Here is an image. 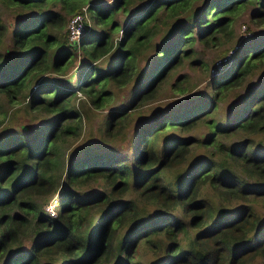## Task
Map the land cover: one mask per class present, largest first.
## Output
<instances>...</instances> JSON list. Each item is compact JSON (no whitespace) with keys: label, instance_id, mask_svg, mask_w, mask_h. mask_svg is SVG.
<instances>
[{"label":"trees","instance_id":"obj_1","mask_svg":"<svg viewBox=\"0 0 264 264\" xmlns=\"http://www.w3.org/2000/svg\"><path fill=\"white\" fill-rule=\"evenodd\" d=\"M21 1L32 11L12 30L14 55L0 53V95L9 104L25 101L43 122L0 137V264H246L264 257V222L248 202L264 201V74L225 122L215 116L224 94L264 68V36L243 38L208 80L206 94L139 120L127 154L78 153L64 171L67 187L59 190L55 216L37 203L57 187L59 140L81 133L77 92L98 107L111 99V83H131L127 105L103 118L104 134L115 137L177 66L196 62L195 42L212 46L232 33L242 1L254 6L252 22L264 26V0ZM85 6L102 27H85ZM77 13L84 29L71 42L65 17ZM117 13H125L124 23ZM163 28V42L153 44ZM113 30L121 31L116 41ZM6 32L0 17V44ZM151 47L153 56L138 67ZM77 49L86 61L74 87L56 74L66 72ZM111 50L108 68L95 65ZM187 77L169 83L176 94L192 87ZM193 127L203 133L188 135ZM89 183L97 188L82 192Z\"/></svg>","mask_w":264,"mask_h":264},{"label":"rangeland","instance_id":"obj_2","mask_svg":"<svg viewBox=\"0 0 264 264\" xmlns=\"http://www.w3.org/2000/svg\"><path fill=\"white\" fill-rule=\"evenodd\" d=\"M98 1L104 5H111L113 2V0ZM253 7V4L247 1H242L239 4L238 10L236 11L232 22V33H230V35L220 36L218 44L212 46H203L201 43L195 42V53L194 56L190 58V61L195 60L196 62L189 63V60L186 59L179 66H177L167 81L161 84L158 94H155V96H153L149 101L139 103L136 111L133 113V118L124 128L115 132V137H112L109 134L106 136L104 134L103 118L108 109L127 105L129 102L131 83L123 87H118L111 83L108 88L112 95L111 99L105 101L104 105L98 107L93 106L88 98L85 97L81 92H77L74 104L75 107L78 108L80 116L82 117L81 133L77 137H64L63 139H60L57 144L61 156V174H57L59 170H56L57 173L55 174V185H57V187L55 192L51 193L50 195H45L43 198H38L37 200L38 204H43V211L46 212V206L51 204L50 210L54 213L52 216L56 215L59 209V190L67 187L64 171L70 161L73 160L78 155V153L90 148L97 151L110 149L115 151L118 155L127 154L131 147L130 141L134 135V128L139 120L150 118L160 109L173 107L175 105L181 104L186 99L200 97L201 95L206 94V90L211 89L208 87L207 83L210 77L213 76L211 73L214 70V66H216L215 62L218 61V59L228 56L230 52L234 51L238 46V43L243 38H245V34H247L246 38L252 37L254 42L264 36V26H257L252 22L251 12L254 10ZM31 11L32 10L27 6V4L21 0H0V17L7 27V32L3 36L2 43L0 44V53L5 54L6 58H10L14 55L10 47V37L12 30L18 21L31 13ZM80 13H83V24L85 27H102L101 25L95 26V24H93L91 12L87 10V6L83 7L82 12ZM124 14L125 13H117L115 19L119 22V24L124 23ZM74 15L68 14L65 17L66 26L67 24H71V18ZM83 24L82 26H79L78 29H72L74 33H78L80 29L81 32H83ZM66 26L65 29H68ZM166 32V28H163L161 32L156 35L153 44H161ZM111 33L115 41L121 36V31L119 30H113ZM73 36L74 34H71L69 28L68 39L71 42V37ZM153 52V47L143 51V53L139 55L137 61L138 67L143 68L145 63H147V61L153 56ZM112 53L113 51L111 50L104 56L98 58L95 61V65L101 69L108 68L110 59L113 56ZM81 55L82 53L79 49L75 50L72 60L73 63L67 68L64 74L57 73L56 78L66 84L68 83V85H74V87H76L75 78L80 72L79 69L82 63L86 61ZM183 73L188 74L186 82L188 85H192V87L186 93L178 95L172 90L169 83L176 76ZM262 74H264V68L257 69L255 74H251L244 78L240 86H238L236 89L228 91L221 97L218 104V110L215 115L219 121H226L229 111L232 110L233 105L236 104L238 97H240L242 93L249 88L254 87ZM35 115L36 113L26 109L25 101L19 102L17 104H9V102L6 101V98L0 95V137L5 132L30 131L35 125L42 124L43 118L40 117V114L39 116ZM189 131L190 132L187 133L188 135H201L203 133V127H193ZM231 140H235V137H231ZM199 154L200 151L193 152L192 157L195 158ZM91 185L92 184L89 183L79 188L82 192H87L91 189L97 188L96 186ZM248 202L252 204V206L254 204L253 209L255 210V217L257 220H259V224L260 222H264V201L251 199ZM48 212H46V214ZM28 233L29 234L27 237H25L24 241H26V239L31 235L30 232ZM144 259V261L149 262L151 260V255H145ZM246 264H264V257L261 255H255V257L251 260H248Z\"/></svg>","mask_w":264,"mask_h":264},{"label":"built area","instance_id":"obj_3","mask_svg":"<svg viewBox=\"0 0 264 264\" xmlns=\"http://www.w3.org/2000/svg\"><path fill=\"white\" fill-rule=\"evenodd\" d=\"M79 26H82L81 15L80 14H76V15H74L71 18V24H69V28H70L71 34H74V36L71 37L72 42L73 41H78L80 36H81V34H82L81 29H80V31L78 33H74V31L72 30V29H78ZM246 36H247V34H245V38H246ZM231 53L232 52H230L228 56L223 57L221 59H218V61L215 62L216 66H214V70H213V67H212L213 71H212L211 74L216 73L218 71V69H220L222 67V65L229 59ZM50 205L46 206V212H48L50 210ZM48 213H47L48 215L51 214L50 216L54 215L53 211H51V210Z\"/></svg>","mask_w":264,"mask_h":264}]
</instances>
